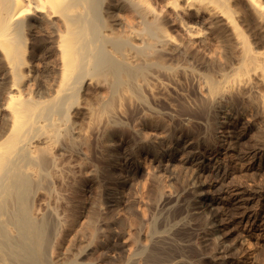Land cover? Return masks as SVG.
<instances>
[{
  "label": "bare ground",
  "instance_id": "1",
  "mask_svg": "<svg viewBox=\"0 0 264 264\" xmlns=\"http://www.w3.org/2000/svg\"><path fill=\"white\" fill-rule=\"evenodd\" d=\"M42 46L48 61L38 72L33 58ZM240 105L261 119L264 143V0H0V264H183L202 225L184 214L191 199L165 195L156 173L150 202L144 180L137 198L117 197L108 166L121 160L129 170L133 150L114 147L113 136L151 150L153 137L137 127L168 131L179 118L182 131L196 127L199 142L215 146L216 118L232 119ZM65 164L69 213L51 200ZM226 170L219 162L201 167L199 176L216 182L197 205L219 230L238 211L255 224L257 212L232 208ZM88 173L99 193L81 220L79 185ZM112 202L126 218L111 216ZM67 225L72 238L63 248ZM116 238L125 244H111Z\"/></svg>",
  "mask_w": 264,
  "mask_h": 264
},
{
  "label": "rangeland",
  "instance_id": "2",
  "mask_svg": "<svg viewBox=\"0 0 264 264\" xmlns=\"http://www.w3.org/2000/svg\"><path fill=\"white\" fill-rule=\"evenodd\" d=\"M33 27L34 26H32V29H33ZM36 32L37 31H32L31 37H33V38H34V36L37 37L39 35V33L38 32L36 33ZM46 51H47V49L44 46L38 47L35 50V56L36 57L38 56V57L37 58L34 57L35 59L33 58V62H34L35 67L39 66L36 68L38 70V72L42 68L45 69L43 67L44 66L43 63L45 61H48V59H45L43 55L46 53ZM50 60H52V58ZM37 63L38 64L41 63V64L38 65ZM45 64H46V62H45ZM49 66H51L50 63H49ZM241 109H242V106L240 105L238 108L240 113L236 114V112H234V115L231 114L230 117H232V119L231 118H229V119L224 118V114L218 115L219 117H217L218 119L216 118V121L219 123L222 122L223 124L221 123L220 127L218 124V127L220 128V130H219V128L216 130V134H218V135H216L217 136L216 140H218L220 142L215 144V146L214 145H208L207 146L206 144L200 143L199 142L200 139L195 137V135L197 133H194V132L198 131V129L196 127H194V130L191 127L189 133L182 131V129L179 128V126L181 127V125L183 123L180 122L181 119H179V118L177 119V124H176L175 128L170 129L172 131H170V130L167 131L166 129L168 127L159 128V130L158 129H152L147 125H139L137 127V130H138V128L140 129V130H138L139 132L142 130L141 133L145 132V130L147 131L145 133L147 135H149L148 139L153 137L150 140V142L153 141V143H155V144L157 142L156 145L152 144L153 150L152 149L150 150L149 146H148L149 148L147 146L145 148V145H142V144L139 146H138V144H135L136 146L134 144L132 145L131 139L128 137H125L123 135L115 134L113 136L114 142H112V145L114 147L120 146L121 144L124 143V144H126L125 146L130 148V151L133 150V153H132L133 155L131 154L128 157V160L131 163L129 170L127 168H126L127 170L125 169L124 162L121 160H118V162L115 161L114 163H111L108 166V172L107 173L112 177V179L113 178L115 179V180H111L109 182V186L111 185L110 189L113 190V192L115 194L117 193L116 194V195H118L117 197L121 198L122 200L123 199H130V198L131 199L137 198L138 195L135 194L136 193L135 187L140 186L142 184V182L144 184V181H145L146 182V189H145L146 194L144 193V196H143L144 202H147L148 200L150 202V200H151L150 198H152L151 193L154 190V186L156 185L155 179L157 177V180H161V183L164 185L165 195H167L169 197L171 196V198L174 196V198H175V196H177V193H179L178 195H181L182 193H184V194L187 193L188 199L189 200L191 199L190 204L194 205V207L188 206L185 209L184 214L186 215L187 210H188V214L186 215L187 218H189V216H190V218H189L190 220L193 219L194 221L196 220V222L200 221L199 223H201L202 225L200 226L201 230L199 229L193 235L194 237L192 236L190 238L189 242L187 241L189 244L187 247H190V249L191 248L192 249L189 250V252L185 253V254H187V256H184L183 259H185L186 262L184 260L183 264H191L192 262H193L192 264H198V263L199 264H264V143L262 140L263 138H261L259 135V134L263 133V132H261L263 127L261 124V119L258 118V115H255L254 112H251V111H248L247 113L242 114ZM250 112H251V115H250ZM249 115H250V118H249ZM252 115H253V117H252ZM178 121L180 122V124ZM229 121H231V122H229ZM194 123L197 124L199 122H194ZM227 125L229 128L227 127ZM260 127H262L261 130H260ZM144 128H146V129H144ZM148 128H150V130ZM154 130H157L158 132L154 131ZM162 130H163V132H162ZM195 130H197V131H195ZM169 131H170V133H169ZM145 133H143V134H145ZM173 133H174V137H173ZM169 136H170V138H169ZM258 136H259V138H257ZM154 138H155V140H153ZM129 141L131 143H129ZM114 143H116V144H114ZM128 143H129V145H128ZM138 147H139V149H138ZM154 149L156 150L157 154H155ZM151 151H154V152H151ZM228 152H229V154H228ZM230 153H231V155H230ZM134 155L136 157H134ZM66 159L64 160L63 165H64V163L67 162ZM68 159H69V157H68ZM181 161H183V163ZM215 162H219L221 164H223V163L227 164V170L225 172L226 175H225V177H222V176L221 177L223 178V180L225 182L224 186L226 187V185H227V188L230 187V189H231V195L229 194L228 199H230L229 200L230 204L233 205L232 208L234 206H237V204L243 203L244 205L241 204L239 210L243 211V213H245V215L254 214V212H257L258 215H260V216H258V218L256 219L255 224L253 223V224L249 225V223H248L246 225L244 223L245 219L242 220V218H241L242 214H240L238 211L239 214L234 212L235 213L234 221L229 223V227H228L227 231L226 230L223 231L222 228H221V230H219L218 229L219 227L215 226L216 225L215 222L208 216L207 210L204 207H201V204L197 205L198 203H200L199 201H201L204 198H205V200L206 199L208 200V198L210 196V195L206 194L207 190H208V184H210L211 182H216L215 177H213L214 175H212L211 173L208 174L207 172H205V173H203V174H205V176L203 174L201 176H199V173L201 172L200 169L203 166L211 168ZM66 164H65V166H66ZM69 164H70V162H69ZM175 165L178 168H176ZM67 166H66V168H67ZM69 166L67 168L69 171L65 170V167H63L65 174L67 173L66 176L68 178L62 175L63 176L62 179H64L65 180L64 181L61 179V177H62L61 174H60L61 177L59 178V173H58V174H56V175H58L56 177L59 179H57V182H56L57 185L55 184L56 186H58L59 183H60L59 186L62 184L61 189L58 186L59 190H63L65 185H67L66 188H68V189L65 190V188H64V192H61L59 194V193H57L59 191V190L57 191V189H58V187H57V189H56L57 192L55 190H53V192H56V194L52 193V196L53 195L54 196L51 197L52 201L59 199V201L57 200L56 202H52V203H55L52 205L55 207V205L58 206V204H59L60 207L61 206L63 208L65 207L64 211H66L67 213H69L71 211L69 208V207H71V203L69 200L70 196L68 195V194H70L69 187H68V185L70 183H68V182L70 180L69 179L70 178V172H72V171H70ZM184 167H186V168L184 169ZM149 168H150V170H149ZM146 170H147V173L145 172ZM66 171H68V172H66ZM160 172H161V174H160ZM154 173H156L157 176L154 175ZM182 173H183V175H182ZM151 174H153V175H151ZM90 175L88 173L86 175L88 178L87 181L84 184H82V186L79 185V189H81L80 191L82 193L79 191L80 198L77 202V204L79 203L78 207H77L79 209H77V210L79 211L78 215H79V218L81 220L82 219L84 220L85 216L88 214L87 212H89L92 209V207L95 205L94 200L95 199L97 200V198H95V197L99 193L98 183L96 182V179L94 180V177L91 173H90ZM88 176H90V177H88ZM152 177H155V179L152 180ZM221 177H220V179H221ZM65 178H67V179H65ZM182 178L185 180H182ZM177 179L179 182H181L180 184L178 181H176ZM61 180L64 183L65 182H67V183L64 184V183L60 182ZM94 181L96 182V184ZM174 183H176V184H174ZM62 186H64V187L62 188ZM177 186L179 189L177 188ZM182 187H183V189H182ZM168 188H170V189H168ZM147 189H149V191ZM236 189H238V190H236ZM129 190L131 192L132 191L133 192L131 193ZM233 191H235V192H233ZM118 192H119V194H118ZM149 195H151V196H149ZM42 196L43 195H41V198L45 197V194L43 197ZM43 201H45V200L42 199V202ZM115 203L117 204V202L110 203L112 205V206L110 205L111 206L110 209H111L112 213H114V214L111 213L112 214L111 216H113V217L116 216L115 217L116 219H119V218L121 219V217H123L125 214L123 211H120L118 213V210L121 208H118V210L116 208L119 205H120L119 207H122L123 204L120 202V204L116 205ZM172 203H174V201ZM210 207L212 209L215 208V206L213 207V205H210ZM194 208H196V209H194ZM158 211H160L159 208H158ZM259 212H260V214H259ZM196 217H198V218L196 219ZM199 217H201V220L199 219ZM204 217L206 219L207 218H209V219L206 220ZM124 218H126V215L124 216ZM124 218H122V219H124ZM207 221H209V222H207ZM81 222H83V221H81ZM205 222H206V224H205ZM207 223H208V225H207ZM67 226H68L67 227L68 233H65L67 235H65L64 238L61 235V242H60L61 244L63 243L65 245H67V243L70 242L69 240H71L70 238H72V231H73L71 229L72 227H70L69 225H67ZM202 226H203V228H202ZM214 227H216V228H214ZM218 233H221V235L219 234L220 237H218L219 236ZM62 238H63V240H62ZM65 238H68V239H65ZM114 240L115 241L112 240L113 242L111 241V244H113L115 242L119 243V241H120V243L125 244L124 239H122L123 241L120 240V238L119 239L116 238ZM179 241H181V242H179ZM178 242L180 244L183 243L184 245L187 244V243H184V240H178ZM63 244L60 247L64 248L65 246H63ZM126 244H128V243H126ZM190 244H191V246H190ZM125 254H128V253H123L122 255H125ZM118 262L120 263L121 261H118ZM171 264H173V263H171Z\"/></svg>",
  "mask_w": 264,
  "mask_h": 264
}]
</instances>
